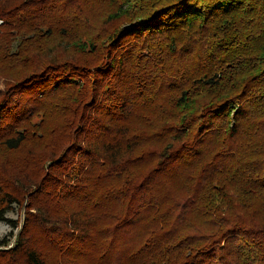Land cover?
<instances>
[{"label":"trees","instance_id":"16d2710c","mask_svg":"<svg viewBox=\"0 0 264 264\" xmlns=\"http://www.w3.org/2000/svg\"><path fill=\"white\" fill-rule=\"evenodd\" d=\"M0 221V264H264V0H0Z\"/></svg>","mask_w":264,"mask_h":264},{"label":"rangeland","instance_id":"374dc122","mask_svg":"<svg viewBox=\"0 0 264 264\" xmlns=\"http://www.w3.org/2000/svg\"><path fill=\"white\" fill-rule=\"evenodd\" d=\"M24 215L25 213L23 209L17 206L8 213L9 217L14 218V219H20L21 221L23 220ZM18 230H19L18 228L14 229L15 234H17ZM11 232H12L11 226H9V224L6 222L0 221V241L8 237ZM14 240H15V236L13 237L11 244L14 242Z\"/></svg>","mask_w":264,"mask_h":264}]
</instances>
